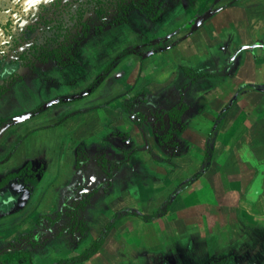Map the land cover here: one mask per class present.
<instances>
[{"label":"crops","instance_id":"1","mask_svg":"<svg viewBox=\"0 0 264 264\" xmlns=\"http://www.w3.org/2000/svg\"><path fill=\"white\" fill-rule=\"evenodd\" d=\"M153 2V15L135 8L126 21L92 31L75 61L62 64L57 75L52 62L37 76L11 84L0 99V179L30 163L38 188L48 180L58 184L67 176L62 178L60 166L55 169L65 161L63 149H55L68 144L69 132L56 128L75 126L76 118L101 109L119 108L122 117L125 102L143 90L150 114L162 112L158 127L142 119L131 127L121 120L115 132L99 121L88 133L117 135L128 150L115 157L117 167L109 172L105 193L118 194L112 197L116 206L128 201L122 192L135 183L129 176H137L138 196L148 197L143 205L164 211L119 212L109 220L105 241L117 232L129 237L121 223L136 218L161 228L155 244L167 242L169 263L210 264L230 257L233 264H264V0ZM151 67V74L145 71ZM86 137L76 144L85 145ZM133 163L134 169L126 167ZM172 171L179 177L174 183L184 185L168 200L162 185ZM148 182L153 189L145 190ZM70 238L55 234L46 241Z\"/></svg>","mask_w":264,"mask_h":264},{"label":"rangeland","instance_id":"2","mask_svg":"<svg viewBox=\"0 0 264 264\" xmlns=\"http://www.w3.org/2000/svg\"><path fill=\"white\" fill-rule=\"evenodd\" d=\"M37 2L38 0H0V83H2L5 76L12 69L18 67V63L14 62L15 59L18 58L19 54L30 43L34 36H36L35 30L30 28L26 29V25L35 15L33 10ZM145 2L144 4L143 1L139 0V7L137 8L147 14L153 15L155 13L153 0ZM101 21H103L101 17L95 16L93 18L91 21L92 31L96 29ZM54 65V74L57 75L59 70H62V65L59 63H55ZM152 67L149 70H146V68L145 71L151 74L153 72ZM45 69L46 67L39 66L27 76H37L35 74L44 72L46 71ZM16 92L14 94H16ZM145 92L141 90L134 94V96H131L128 102H125L124 107L127 110V114L122 115V117L120 115L122 112L119 108H115L111 112L101 109L99 112H92V114L87 117L82 115V119L76 118L77 124L75 126L70 123L69 128H67L61 126V123L59 128H56L57 130L61 127L63 135L66 133L67 129L69 132L66 133L69 138L68 144L66 143L65 146L57 145L55 149L57 151L63 149L59 154L65 156V161L62 162L63 164L58 163L55 169L60 166L63 170L61 174L62 178L65 176H67V178L65 177L64 180L59 181L58 184L49 180L48 183L42 182V184H39L44 186L42 190L40 187L38 188L34 182L36 180L35 178L39 176L38 173H36L35 178L28 183L29 187L31 186L32 188L30 187V189L27 190L25 203L14 211L0 215V249L16 245L29 251L22 253L15 250L4 252L0 256V264H56L60 259L83 254L96 240L110 218L112 216L116 217L119 212L135 216L136 214L139 216H150L164 211L163 207H158L159 210L154 211V207L149 208L143 205L146 204L148 197L145 198L142 192V197L140 198L138 196L139 192L136 189L138 182L136 179L137 176H129V179L135 181V183L129 186L128 191L122 192L128 195V201L123 204L124 206H116L117 202L112 197L118 198V194L113 192V196H107L108 192L107 194L105 193L111 184L112 177L109 172L114 171L117 167L115 157L118 155L125 156L128 150L125 148V145L123 148V143L119 140L120 137L118 138L117 135H111L109 137L106 134L104 137L99 138V133H88L89 129H93L92 125L96 123L102 124L100 122H103L104 125L106 122V126H109V129L116 132L117 130H115L114 126L118 125V122L121 120H124V123L129 122L131 127L136 125V119L145 120L147 124L158 127L157 121L160 119L159 115H162V112L160 110V113L150 114L149 106L143 103L145 101ZM65 115L66 112L64 111L61 114L63 119ZM131 117H133V119H131ZM79 119L81 120V124H79ZM72 120L73 119H65V123ZM53 121L54 119L52 122ZM2 124L3 121L0 119V126ZM87 133L88 135H86ZM82 136H87L85 138L87 143L85 145L76 144V141L80 140ZM96 137L98 138L97 141L95 140ZM74 148L76 150V155ZM168 151H170V148ZM55 156L56 154H54V157ZM51 162L54 163V160H51ZM126 167L128 169L135 168L134 163ZM39 173H41V171H39ZM177 178H179L177 172L172 171L169 177L170 182L167 181L168 185H166V182H163L162 193L166 195L168 200L171 198L174 188H179L184 185V180L180 184L179 182L174 183ZM60 183L63 184V186L56 188ZM145 184V190L148 188L153 189V187L149 185H153V182ZM171 185L174 187L170 188L172 187ZM33 186L36 192H32ZM97 190L101 192L99 193ZM90 192L93 194L88 197ZM41 199H43L44 202H42ZM81 200H83V204L84 201L87 200L85 207H82V209L79 205ZM90 200H92L91 206L85 211ZM100 201H105V204L98 205ZM149 209L150 211H148ZM60 210L64 211L62 219H60V221L56 220L51 225V232L55 231L56 234L61 232V235L69 234L71 238L63 239L61 244H52V240L47 243V239L52 235L51 232H48L40 238L39 242L33 244L28 235L36 228L39 215L48 214L53 217V215ZM4 216L9 218H5ZM83 220L85 226L82 225ZM106 221L107 223H105ZM90 226L93 228L92 232ZM121 226L123 229L128 227V231L130 232L129 237H127V234L124 232H117L106 242L105 238L107 234L109 235L111 232L108 233L107 229L100 244V246H103L101 254L97 256L95 260L91 261L87 258L76 264H111L110 258H112L113 264H172L171 262L169 263L167 259L170 252L169 246L166 244L167 242L164 241L161 243V241L158 240L160 243L155 244L161 228L157 229L153 225L145 224V222L141 224V221L136 218L135 220L121 223ZM65 229H70L73 232L67 231L63 233L62 231ZM153 234H156V236L154 235L155 239L151 238ZM105 242L106 245L104 246L103 244ZM121 242L125 243L124 247L119 246ZM115 245L118 246L115 247ZM21 256L27 258L22 259ZM105 259L108 262H106ZM210 264L233 263L230 261V257H227L222 260H211Z\"/></svg>","mask_w":264,"mask_h":264},{"label":"trees","instance_id":"3","mask_svg":"<svg viewBox=\"0 0 264 264\" xmlns=\"http://www.w3.org/2000/svg\"><path fill=\"white\" fill-rule=\"evenodd\" d=\"M138 1L38 0L33 10L35 15L26 25V29L35 30L36 36L15 59L14 62L18 63V67L12 69L0 83V99L9 91L13 82L26 77L37 67H47L52 62L62 65L66 61H75L77 49L92 31L91 21L95 16L103 18V21L97 25L95 31L124 22L127 20L129 12L139 7ZM133 152L128 153V156ZM35 175L36 171L33 170L30 163H27L18 171L10 172L0 179V215L14 211L25 203V197L24 195L22 196V192L30 189L28 183L35 178ZM92 194L90 192L88 197ZM82 201L79 204L81 209L87 203V200L84 201V204ZM63 213L64 211L60 210L53 217L48 214L40 215L36 228L28 235L30 241L35 244L45 234L51 232V225L56 220L60 221ZM82 225H84V220ZM110 225L109 221L96 240L83 254L60 259L56 264H76L91 257L99 249ZM67 231L72 230L65 229L62 232L65 233ZM11 250L20 253L29 252L20 246L13 245L0 249V256L4 252ZM21 258L25 259L27 257L21 256Z\"/></svg>","mask_w":264,"mask_h":264},{"label":"flooded vegetation","instance_id":"4","mask_svg":"<svg viewBox=\"0 0 264 264\" xmlns=\"http://www.w3.org/2000/svg\"><path fill=\"white\" fill-rule=\"evenodd\" d=\"M92 32V31H91ZM8 93V91L6 92V94ZM24 195V197H25V199H26V197H27V190L26 191H24V192H22V196ZM51 234L52 235H55L56 234V232L54 231V232H51ZM58 234H61V232H59Z\"/></svg>","mask_w":264,"mask_h":264}]
</instances>
